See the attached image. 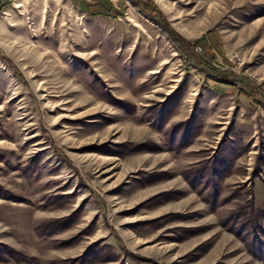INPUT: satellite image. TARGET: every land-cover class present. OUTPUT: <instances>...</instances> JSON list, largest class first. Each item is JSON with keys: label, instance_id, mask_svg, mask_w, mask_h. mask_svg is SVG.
Here are the masks:
<instances>
[{"label": "rangeland", "instance_id": "374dc122", "mask_svg": "<svg viewBox=\"0 0 264 264\" xmlns=\"http://www.w3.org/2000/svg\"><path fill=\"white\" fill-rule=\"evenodd\" d=\"M239 206L264 207V0H0V264H264Z\"/></svg>", "mask_w": 264, "mask_h": 264}, {"label": "trees", "instance_id": "16d2710c", "mask_svg": "<svg viewBox=\"0 0 264 264\" xmlns=\"http://www.w3.org/2000/svg\"><path fill=\"white\" fill-rule=\"evenodd\" d=\"M219 82L223 81L219 80ZM223 84L226 85L227 83L224 82ZM242 208V206H239L237 209L232 210L227 218L224 219L223 223L228 220L233 225L238 218H243L238 226L239 231H234L231 226L228 227V229L234 231V234L238 236L243 230H245V226L250 228L249 235L252 236L245 242L246 250L252 257L254 256L264 260V239L259 236V234L264 235V207L256 209L251 207L248 212L251 219L245 218V212L241 210Z\"/></svg>", "mask_w": 264, "mask_h": 264}, {"label": "crops", "instance_id": "0c3cea01", "mask_svg": "<svg viewBox=\"0 0 264 264\" xmlns=\"http://www.w3.org/2000/svg\"><path fill=\"white\" fill-rule=\"evenodd\" d=\"M211 83H216L217 84V81H211ZM244 93H246V92H244ZM217 94H219V93H217ZM245 95H247V93L245 94ZM177 121V120H176ZM170 151L171 150H166V151H164V152H166L167 153V160H169V161H171L172 163H173V166H176V160H175V158H174V156H173V154L171 153L170 154ZM146 157V156H145ZM174 173L176 172V168H174ZM166 174V173H165ZM167 175H169V174H167ZM160 179V178H159ZM176 180V179H175ZM174 179L172 180V179H168L167 178V176L164 178V180H154V181H151V183H147V182H144V183H138L137 184V186H136V190L133 192V193H135V192H140L141 190H145V189H148L147 191H151V189H153V188H156L155 186H158L162 181L164 182V181H167L166 183H168V184H166V185H175V184H177V182L175 181ZM182 181V183L184 184V186H186V182H185V180L184 179H182L181 180ZM187 191L190 193H187L185 196H184V198H182L181 199V201L180 202H182V203H186V202H189V200H190V198L191 199H193V197L195 196V197H197L196 196V194H195V192H192L189 188H187ZM189 194V195H188ZM179 202V203H180ZM203 205H205V204H203Z\"/></svg>", "mask_w": 264, "mask_h": 264}, {"label": "bare ground", "instance_id": "6f19581e", "mask_svg": "<svg viewBox=\"0 0 264 264\" xmlns=\"http://www.w3.org/2000/svg\"><path fill=\"white\" fill-rule=\"evenodd\" d=\"M18 5V4H17Z\"/></svg>", "mask_w": 264, "mask_h": 264}]
</instances>
